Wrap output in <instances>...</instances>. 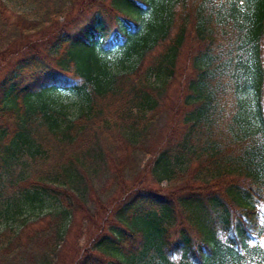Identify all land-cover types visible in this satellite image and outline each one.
<instances>
[{"label":"trees","instance_id":"1","mask_svg":"<svg viewBox=\"0 0 264 264\" xmlns=\"http://www.w3.org/2000/svg\"><path fill=\"white\" fill-rule=\"evenodd\" d=\"M0 5V264H264V0H111L115 29L96 12L73 32L56 12L9 24ZM29 29L45 32L24 37ZM46 52L56 70L24 77ZM177 71L187 77L181 132L148 165L155 183L174 186L166 195L127 197L138 178L95 187L78 157L38 162L118 92L146 120ZM140 131L128 127L132 146ZM88 155L105 159L97 144ZM78 211L90 228L83 243L70 238Z\"/></svg>","mask_w":264,"mask_h":264},{"label":"rangeland","instance_id":"2","mask_svg":"<svg viewBox=\"0 0 264 264\" xmlns=\"http://www.w3.org/2000/svg\"><path fill=\"white\" fill-rule=\"evenodd\" d=\"M1 4H4V15L9 18V24H14L18 16V19L24 17L33 22L40 16L44 17V15L56 12L54 17H56L58 23L64 25L62 30L73 32V30H79L96 12H100L106 18L111 29H115L118 26V14L111 11V0H1ZM61 9L64 13H62ZM57 10H59V13H57ZM184 11L179 9L180 14L184 13ZM62 30H58L53 37L59 35ZM44 32L41 33L44 34ZM58 32L59 34H57ZM42 34L29 29L28 34L24 37L33 36L32 39H39ZM45 48L48 52L50 51L49 45ZM48 52H46L48 63L24 69V77H32L35 75V71L41 72L43 67L56 68L55 59ZM184 54H187V49H185ZM20 57V53H14L12 58L19 59ZM0 58H2L1 52ZM143 66L147 67V65ZM186 79V74L182 73L181 76L177 71L175 80L165 89L158 90L160 91L156 95L159 97L158 109L154 114L149 113V118L146 120H143L141 115L137 117L134 110L128 109L132 108L131 105H133L132 96L129 94L124 96L118 92L114 96L102 100V106L100 105L97 112V115L100 116L99 118L96 117L89 121L87 127L82 130L80 136L74 142H61L52 139L48 157L40 159L38 162L45 165L43 168H52L56 164L69 162L72 158L78 157L81 161L87 162L85 165L90 166L91 170L95 169L88 177L95 187L105 184L106 188H110L111 183H116L117 189L119 187L128 189L134 185L138 178L143 181V184L129 190L127 197L132 198L146 191L147 193L158 192L166 195L174 186L168 183L157 184L154 182L148 169L149 159L162 142L165 144L168 140L177 138L181 132L182 127L177 123V116L178 114L182 115V92ZM128 88V86L124 88L127 93L130 91ZM105 106H109L108 109H101V107ZM106 117L112 119L110 124H103ZM130 125L137 126L142 132L138 143L133 146L125 138L126 131ZM179 125L181 128H179ZM95 144L102 148L105 154L103 161H94L88 155V150ZM144 181L149 186H145ZM98 191L100 192V190ZM104 192L105 190L103 189L98 194V197L105 198ZM88 205H94L93 201H89ZM92 211L95 212L94 207ZM36 213L37 211L29 216ZM2 222L4 220L0 219V229L2 228ZM87 227L88 220L83 219V213L80 211L75 213L74 225L70 232V238L73 243H77L75 238L79 239L81 243L85 241L86 232L90 230V228L86 229ZM49 230L47 228V232ZM65 255L68 256L69 254L65 253Z\"/></svg>","mask_w":264,"mask_h":264},{"label":"snow or ice","instance_id":"3","mask_svg":"<svg viewBox=\"0 0 264 264\" xmlns=\"http://www.w3.org/2000/svg\"><path fill=\"white\" fill-rule=\"evenodd\" d=\"M258 227H264V224H260V223H258ZM260 246H261L262 248H264V239H262V240L260 241Z\"/></svg>","mask_w":264,"mask_h":264}]
</instances>
